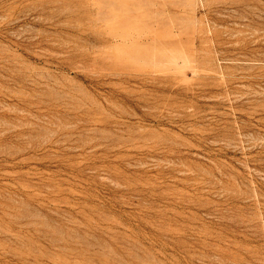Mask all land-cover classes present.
Listing matches in <instances>:
<instances>
[{
    "label": "rangeland",
    "instance_id": "374dc122",
    "mask_svg": "<svg viewBox=\"0 0 264 264\" xmlns=\"http://www.w3.org/2000/svg\"><path fill=\"white\" fill-rule=\"evenodd\" d=\"M0 264H264V0H0Z\"/></svg>",
    "mask_w": 264,
    "mask_h": 264
}]
</instances>
